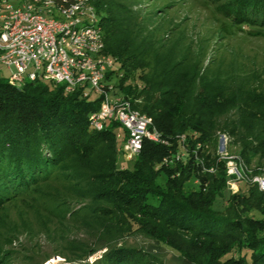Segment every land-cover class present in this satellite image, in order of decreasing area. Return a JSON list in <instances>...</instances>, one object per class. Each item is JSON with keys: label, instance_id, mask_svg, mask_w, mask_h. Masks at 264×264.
<instances>
[{"label": "trees", "instance_id": "1", "mask_svg": "<svg viewBox=\"0 0 264 264\" xmlns=\"http://www.w3.org/2000/svg\"><path fill=\"white\" fill-rule=\"evenodd\" d=\"M91 3L116 64L107 73L112 93L150 117L165 142L144 138L129 165H118L126 130L115 119L89 125L100 97L55 81L14 86L0 75V205L42 185L73 201L67 209L87 238L68 245L72 264H164L167 251L173 264H264V191L230 192L215 158L227 134L254 172L264 170V76L201 68L178 58L177 41L166 46L139 10ZM230 3L232 20L264 25V0ZM137 235L147 242L127 243Z\"/></svg>", "mask_w": 264, "mask_h": 264}, {"label": "built area", "instance_id": "2", "mask_svg": "<svg viewBox=\"0 0 264 264\" xmlns=\"http://www.w3.org/2000/svg\"><path fill=\"white\" fill-rule=\"evenodd\" d=\"M0 65L11 69L10 84L26 80L55 81L65 92L81 87L82 95L100 97L98 110L89 114L90 127L99 130L115 119L127 132L119 151L124 161L141 150L144 138L162 141L150 117L134 109L120 95L113 94L107 73L116 68L112 56L104 52L99 16L91 0H0ZM123 138L121 132L116 133ZM175 154L178 159L185 152ZM230 139L218 136L215 158L222 162L221 176L230 192L256 185L264 191V170L253 171L243 158L228 149ZM214 171V168L205 169Z\"/></svg>", "mask_w": 264, "mask_h": 264}, {"label": "rangeland", "instance_id": "3", "mask_svg": "<svg viewBox=\"0 0 264 264\" xmlns=\"http://www.w3.org/2000/svg\"><path fill=\"white\" fill-rule=\"evenodd\" d=\"M121 1L140 11L148 29L166 46L177 41L178 58L196 59L201 68L207 66L211 72L219 69L223 73L256 72L264 76V25L232 20L226 11H230L233 0ZM10 72L9 67L0 65L1 76L8 77ZM260 81L264 86V79ZM228 149L236 152L237 146L229 142ZM121 164L128 166L129 162L118 155ZM192 183L190 180L186 184L185 191ZM57 194L60 192L51 185H42L0 205V264L73 263L65 259L68 245L87 238L86 231L76 225L78 220L67 209L78 206L55 198ZM126 241L131 245L147 242L138 235ZM164 254V264H173L170 253ZM99 255L98 251L86 261Z\"/></svg>", "mask_w": 264, "mask_h": 264}]
</instances>
